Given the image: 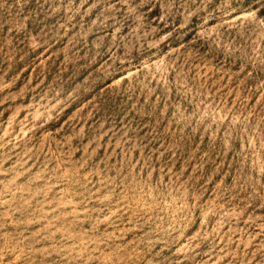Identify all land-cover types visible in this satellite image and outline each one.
<instances>
[{
    "label": "rangeland",
    "instance_id": "rangeland-1",
    "mask_svg": "<svg viewBox=\"0 0 264 264\" xmlns=\"http://www.w3.org/2000/svg\"><path fill=\"white\" fill-rule=\"evenodd\" d=\"M0 264H264V0H0Z\"/></svg>",
    "mask_w": 264,
    "mask_h": 264
}]
</instances>
